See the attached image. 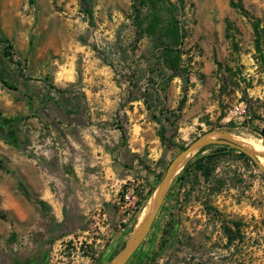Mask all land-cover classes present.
I'll use <instances>...</instances> for the list:
<instances>
[{"label":"rangeland","instance_id":"rangeland-1","mask_svg":"<svg viewBox=\"0 0 264 264\" xmlns=\"http://www.w3.org/2000/svg\"><path fill=\"white\" fill-rule=\"evenodd\" d=\"M98 18L104 21L98 24ZM20 23L27 34L29 52L38 50L52 56L50 69L56 66L62 70L69 62L81 64L78 43H85L101 61L112 65L120 86L138 81L168 84L176 80L180 84V105L167 108L173 111L170 130L178 139L174 147L166 142L162 158L151 167L156 172L155 188L182 146L206 132L226 131L241 140L256 136L264 144L260 133L264 129V0H0V75L13 86L21 76L31 78L32 60L20 57L15 48ZM50 37H54V44H49ZM166 47L179 48V73L166 62ZM36 64L42 66L43 61ZM0 82L7 91L12 90L1 79ZM47 88L52 94L49 92L47 99L40 100L44 106L49 105V110L39 112V132L31 129L24 116L0 113L1 118L11 119L9 125L0 124V139L12 147H22L26 155L43 156L46 147L55 145L50 143V136L59 146L51 104L65 108L71 101L56 98L60 95L54 85ZM191 88L192 94L197 95L191 104L196 105L198 117L192 125L179 119ZM241 104L249 118L232 113ZM128 110V103H120L119 126L128 128ZM193 157L205 158L203 164L211 172L206 176L195 164L186 170L188 187L183 204L180 206L179 194L172 193L168 224L159 238L156 223L152 258L147 264H188L187 258H206L212 250L220 253L218 243L212 249L203 243L199 225L206 221L198 217V205L213 210L207 224L219 218L228 231L245 226L244 258H229L231 264H264L263 171L254 160L227 145L207 146ZM150 181L125 183L135 185L139 196L145 192L141 204L138 202L142 208L137 222L154 191ZM73 225L58 224L51 215L40 212L29 216L21 226L0 209V264H32L34 258H71L75 250L73 238L83 232L67 229ZM129 235L130 232L113 253ZM149 236L132 264H143L142 252L147 250ZM253 238L259 243L256 247L251 244Z\"/></svg>","mask_w":264,"mask_h":264},{"label":"crops","instance_id":"crops-1","mask_svg":"<svg viewBox=\"0 0 264 264\" xmlns=\"http://www.w3.org/2000/svg\"><path fill=\"white\" fill-rule=\"evenodd\" d=\"M103 21L96 20L98 24ZM26 37L23 23H20L15 48L20 57L32 60L31 78L21 76L11 91L0 82V113L8 117L24 116L37 133L41 130L39 112L49 110V105L40 102L49 95L47 86L54 85L60 95L55 97L71 101V104L65 108L61 104H51L59 146L46 147L41 157L33 153L26 155L22 147H12L0 139V160H3L0 163V209L18 220L21 226L29 216L41 212L51 215L58 224H74L67 227L68 230L85 231L92 225L90 216L105 208L116 247L129 234L132 221L127 224L119 221L114 200L128 180L145 183L150 178V188H154L156 172L151 171V167L162 158L166 142L174 147L178 139L173 136L175 131L170 130L173 111L167 108L175 109L180 105L181 86L176 80L168 84L138 81L120 86L112 65L101 61L85 43H78L77 57H81V64L69 62L62 70L56 66L50 69L52 56L38 50L29 52ZM49 44H54V37H50ZM39 60L43 61L42 66L35 65ZM192 91L191 88L179 117L180 121L191 125L198 121L196 105L191 104L197 95ZM125 102L129 106L128 128L119 126L117 118L120 103ZM148 103L153 106L149 107ZM185 172L173 182L169 191L173 193L186 180ZM143 197L145 192L139 196L140 204ZM169 204L167 200L163 203L149 232L146 249L151 250L153 246L152 232L156 223L160 229L159 238L163 235L171 214ZM97 260L84 258L82 264H99ZM70 263L71 258L32 260V264Z\"/></svg>","mask_w":264,"mask_h":264},{"label":"built area","instance_id":"built-area-1","mask_svg":"<svg viewBox=\"0 0 264 264\" xmlns=\"http://www.w3.org/2000/svg\"><path fill=\"white\" fill-rule=\"evenodd\" d=\"M234 115H239L243 118H249L245 107L240 106L235 107L232 112ZM49 141L51 144H57L54 141V137L50 136ZM33 147V145L31 146ZM37 149L34 150L36 152ZM186 181L180 183L173 193L179 194L180 206L183 204V199L187 190ZM172 191H169V193ZM168 193V194H169ZM165 199V203L170 202L168 195ZM139 195L136 194V186H128L124 184L120 190V193L114 200V205L117 208L118 214L121 216V223H129L135 216H139L141 208L138 204ZM197 203V202H196ZM170 205V204H169ZM240 204L237 205L238 210H240ZM198 217H202L206 223H201L199 228L202 229L204 239L203 243L209 248H214L215 243L220 251L219 254H215L214 250L207 254L206 258H187L189 260L188 264H231L232 262L229 258H244V248L246 245L245 237V226L241 225L239 228L231 227L233 230H227L223 221L217 218L214 222L207 224V221L213 217V210L207 211L203 209L202 205H198ZM90 221L92 225L88 230H85L77 238H73V245L75 250L71 254L70 264H82L84 258H98L97 262L99 264H107L109 261L115 246H114V236L113 229L110 225V217L105 208L97 210L92 216H90ZM71 241V240H69ZM68 241V242H69ZM252 239V246L256 247L259 243L254 242ZM68 244L66 243L64 247ZM168 257V256H166ZM167 260L170 258H161Z\"/></svg>","mask_w":264,"mask_h":264},{"label":"water","instance_id":"water-1","mask_svg":"<svg viewBox=\"0 0 264 264\" xmlns=\"http://www.w3.org/2000/svg\"><path fill=\"white\" fill-rule=\"evenodd\" d=\"M210 145H227L248 155L264 173V165L259 158H264V151L257 150L245 141L226 131L206 132L186 145L169 163L164 175L159 180L149 200L146 212L133 227L128 239L107 264H129L149 234L152 225L167 197V194L179 172L186 163L203 148Z\"/></svg>","mask_w":264,"mask_h":264},{"label":"trees","instance_id":"trees-1","mask_svg":"<svg viewBox=\"0 0 264 264\" xmlns=\"http://www.w3.org/2000/svg\"><path fill=\"white\" fill-rule=\"evenodd\" d=\"M30 2L31 3H34L35 2V0H30ZM178 22V21H177ZM177 24H175V27H177L176 26ZM229 26H231V24L229 23L228 24ZM152 27V26H151ZM153 28H151V30H152ZM256 29H257V25H256ZM177 31L180 33V31H179V29H177ZM166 50V55L164 56V58H165V60H166V62L170 65V67L172 68V69H174L175 71H178L179 69H178V67H179V63H180V58H181V55H180V53H179V48L178 47H166L165 48ZM178 73H179V71H178ZM0 79L3 81V83L7 86V87H9V88H15V86H13V85H11L3 76H1L0 75ZM10 118H1L0 117V124H3V125H9V123H10ZM260 133L262 134V136L264 137V129H262L261 131H260ZM185 146H182V149L184 148ZM206 149V147L205 148H203L201 151H199L196 155H198L200 152H202L203 150H205ZM239 153L240 154H242L243 156H245V157H247V158H249L250 160H252L248 155H246L245 153H243V152H241V151H239ZM205 160V158H200L199 160H197V158L196 159H194V157H192L187 163H186V165L184 166V168L181 170V172L177 175V177H176V179H175V181H177L181 176H182V174L184 173V171L185 170H187L192 164H195L196 166H197V168L198 169H201L204 173H205V175L206 176H209V174H210V172H211V169H209V167L207 166V165H205V164H203V161ZM159 179V178H158ZM153 189H155V187L153 188ZM42 204H43V202H42ZM132 222H131V225L129 226V232H131L132 231V229H133V226L135 225V223L137 222V216H135L132 220H131ZM124 244H122V246H123ZM122 246H120L119 248H118V250L122 247ZM172 246V245H171ZM170 246V247H171ZM117 250V251H118ZM117 251H115L113 254H112V256L110 257V259L116 254V252ZM139 251V250H138ZM137 251V252H138ZM137 254V253H136ZM135 254V255H136ZM142 257H143V264H147V262L152 258V256H151V253H150V250H149V248L147 249V251H144V252H142ZM109 259V260H110Z\"/></svg>","mask_w":264,"mask_h":264},{"label":"bare ground","instance_id":"bare-ground-1","mask_svg":"<svg viewBox=\"0 0 264 264\" xmlns=\"http://www.w3.org/2000/svg\"><path fill=\"white\" fill-rule=\"evenodd\" d=\"M236 138L240 139L239 137H236ZM244 138H243L244 139L243 141H245L246 143L250 144L255 149L264 151V144H263V142H262V140L260 138H257L256 136H252V137H249L247 139H246V137H244ZM259 160H260L261 163L264 164V158L263 157H260ZM145 212L140 216V220L144 216Z\"/></svg>","mask_w":264,"mask_h":264}]
</instances>
